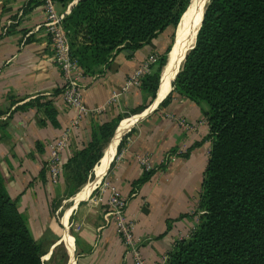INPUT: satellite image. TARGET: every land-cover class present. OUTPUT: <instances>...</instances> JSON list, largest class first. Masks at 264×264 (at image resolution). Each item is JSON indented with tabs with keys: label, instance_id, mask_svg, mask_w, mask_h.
<instances>
[{
	"label": "crops",
	"instance_id": "1",
	"mask_svg": "<svg viewBox=\"0 0 264 264\" xmlns=\"http://www.w3.org/2000/svg\"><path fill=\"white\" fill-rule=\"evenodd\" d=\"M74 4L54 3V11L67 16ZM45 16L43 4L36 0L0 3V175L7 193L33 238L49 245L44 259L62 245L65 264H133L109 216V188L113 187L126 199L125 213L134 222L133 234L145 264H158L174 250L177 239L197 228L202 215L197 204L210 151L205 103L174 96L158 107L166 97L157 106L156 99L151 111L121 137L124 141L117 153L120 141L115 146L100 185L77 203L75 195L65 196L63 173L57 183L48 179L46 157L52 143L67 133L68 144L61 153L64 166L86 147L95 127L118 115L122 120L126 114L130 117L131 110L148 101L140 85L125 92L122 88L149 55L164 54L177 27L167 28L131 54L125 50L114 54L93 75H86L81 86L87 112L79 115L62 100L63 78L43 25ZM45 102L56 112V126L45 116L41 105ZM179 121L191 128L180 126ZM138 157L147 160L150 170ZM148 172V180L134 187ZM60 199L71 202L65 223L66 210L58 218Z\"/></svg>",
	"mask_w": 264,
	"mask_h": 264
},
{
	"label": "trees",
	"instance_id": "2",
	"mask_svg": "<svg viewBox=\"0 0 264 264\" xmlns=\"http://www.w3.org/2000/svg\"><path fill=\"white\" fill-rule=\"evenodd\" d=\"M51 1L62 7L75 2L63 27L71 55L85 75H93L114 54L135 52L167 28H176L190 4V0ZM170 48L141 80L148 101L130 115L154 101ZM174 96L206 104L210 151L197 204V211H202L199 225L175 245L166 264H264V0H209L194 46L158 107ZM41 105L56 126L50 102ZM122 118L118 115L95 127L86 147L61 164L66 197L86 183ZM149 176L150 172L133 186ZM48 246L33 238L0 175V264H44Z\"/></svg>",
	"mask_w": 264,
	"mask_h": 264
},
{
	"label": "built area",
	"instance_id": "3",
	"mask_svg": "<svg viewBox=\"0 0 264 264\" xmlns=\"http://www.w3.org/2000/svg\"><path fill=\"white\" fill-rule=\"evenodd\" d=\"M2 1L4 0H0V3H2ZM36 1L42 3L46 10L43 25L50 37L53 48V59L63 78V87L61 89L62 100L65 106L76 108L79 115L86 114L87 111L82 105L81 86V81L86 75L78 65L77 59L71 55L69 40L63 27L65 15L55 13L54 2L51 0ZM157 60V55H149L127 79L122 91L125 92L131 87L139 86L143 77L151 72V67L157 62ZM114 98H116V96ZM76 123L77 120H74L73 125ZM179 125L186 129L191 128V126L184 121H179ZM67 144V133H64L50 146V151L46 157V168L49 179L52 183H57L61 175V153L66 148ZM167 160L168 159H165L164 162L166 163ZM170 160H173V157L170 158ZM137 161L145 167L146 171L150 170L147 160L144 157H138ZM108 206L109 216L115 226L125 255L130 257L133 264H145L139 240L136 239L133 234L134 222L129 219L125 213L126 199L113 187L109 188ZM189 236L190 234L180 237L175 242V245L180 241L187 239ZM167 259L168 256H163L159 259L158 264H166Z\"/></svg>",
	"mask_w": 264,
	"mask_h": 264
},
{
	"label": "bare ground",
	"instance_id": "4",
	"mask_svg": "<svg viewBox=\"0 0 264 264\" xmlns=\"http://www.w3.org/2000/svg\"><path fill=\"white\" fill-rule=\"evenodd\" d=\"M205 4V0H193L191 5L188 7L187 11L184 13V16L181 19V22L178 26V30L176 31L175 35V42L172 47V51L170 53V63L165 71V74L162 78V84L160 86V89L157 94V101L162 100L168 93L170 89V80L173 78V73L175 72V66L174 61L177 58H182L183 55L186 53V50L190 48L195 41V34L196 30L198 28V23L201 20L202 12H203V6ZM174 69V72H173ZM154 104V103H153ZM154 106V105H153ZM152 107L150 106L149 109L146 111L132 115L128 118H124L123 121L118 125L116 133L114 135V138L112 141L105 146L104 153L102 156V159L100 161L99 168L96 171V174L94 175L93 179H90V181L85 184L81 190H79L75 194V203L82 200L84 197L86 191L90 188L92 184H94L96 181L99 180L100 177H102L108 168V163L111 159V156L115 154V145L116 142L125 134L128 132V130L140 119L142 116L144 117L146 113L151 111ZM154 109V108H153ZM113 157V156H112ZM112 160V159H111ZM66 215L64 216V223L67 218V212H65ZM64 242L66 246L69 247V237L65 235ZM70 249V247H69Z\"/></svg>",
	"mask_w": 264,
	"mask_h": 264
},
{
	"label": "rangeland",
	"instance_id": "5",
	"mask_svg": "<svg viewBox=\"0 0 264 264\" xmlns=\"http://www.w3.org/2000/svg\"><path fill=\"white\" fill-rule=\"evenodd\" d=\"M192 1L193 0H190V4H189V6L191 5V3H192ZM208 2H209V0H206L205 1V6L208 4ZM188 9V8H187ZM186 12V11H185ZM183 16H184V14H183ZM182 16V17H183ZM181 22V21H180ZM177 30H178V28H177ZM176 30V31H177ZM172 45H173V43H172ZM171 45V46H172ZM147 109H149V107L147 108ZM146 109V110H147ZM145 110V111H146ZM144 112V111H143ZM126 118H128V117H126ZM123 121V120H122ZM121 121V122H122ZM119 141V140H118ZM118 141L116 142V145L115 146H117V143H118ZM115 152V151H114ZM118 151H116V153H117ZM112 156H114V155H112ZM112 156H111V159H112ZM101 159H102V157H101ZM101 159L98 161V164H96L95 166H94V168H93V177H94V175L96 174V171H97V169L99 168V165H100V161H101ZM111 159H110V161H109V163H108V166H109V164H110V162H111ZM91 176H92V174L88 177V179H87V181H86V183L85 184H87L89 181H90V178H91ZM91 179H93V178H91ZM99 183V181L97 182V183H95V184H92L91 185V187L86 191V193H85V195H84V197H83V199L82 200H84V199H86L87 198V196L90 194V192L94 189V187H97V186H99L100 185V183ZM85 184H83L78 190H81V188L85 185ZM65 198V197H64ZM75 200V197L73 198V201ZM64 199L62 200V199H60V201H59V206H60V209L58 210V218L59 219H61V216H62V214H63V212L65 211V212H67L68 214H69V211L70 210H67V207L69 206V205H71V202H69V201H67V202H64ZM48 250V249H47ZM45 257H43V262H44V264H65L66 263V254H65V251H64V248H63V246L62 245H60V247H58L57 249H55L54 250V252H53V254L49 257V259H44Z\"/></svg>",
	"mask_w": 264,
	"mask_h": 264
},
{
	"label": "water",
	"instance_id": "6",
	"mask_svg": "<svg viewBox=\"0 0 264 264\" xmlns=\"http://www.w3.org/2000/svg\"><path fill=\"white\" fill-rule=\"evenodd\" d=\"M206 1V0H205ZM75 3V2H74ZM205 8H206V6H205V4H204V6H203V12H202V16H201V20L199 21V25H198V28H197V30H196V34H197V32H198V30H199V27H200V24H201V22H202V20H203V16H204V11H205ZM187 11V10H186ZM183 16V15H182ZM181 19H182V17H181ZM181 19H180V21H181ZM179 24H180V22H179ZM179 24H178V26H179ZM178 26H177V28H178ZM177 30V29H176ZM196 34H195V38H196ZM175 35H176V32H175ZM175 35H174V40H173V45H174V42H175ZM194 43H195V41H194ZM173 45L171 46V48H170V51L168 52V54H167V59H166V63H165V65L163 66V68H162V70H161V73H160V79H159V84H158V88H157V91H156V95H155V99H154V101H153V103L156 101V99H157V94H158V91H159V89H160V86H161V84H162V78H163V76H164V74H165V71H166V69H167V67H168V65H169V63H170V53H171V51H172V47H173ZM194 46V44L190 47V48H188L187 50H186V53L192 48ZM125 53H128V54H131L132 52L130 51V50H125ZM186 53L183 55V57L180 59V58H177V59H175V61H174V66L176 67L175 69V72H174V69H173V78L170 80V89H169V91H168V93L170 92V90H171V85H172V83H173V81H174V79H175V77H176V75H177V73L179 72V68H180V66H181V64H182V62H183V60H184V58H185V55H186ZM167 93V94H168ZM166 97V96H165ZM164 97V98H165ZM163 98V99H164ZM162 99V100H163ZM162 100H160L159 102H157V104L155 105V106H157ZM152 103V104H153ZM118 127V126H117ZM116 130H117V128L115 129V131H114V133H113V135H112V137H111V139H110V141L108 142V144L112 141V139L114 138V135H115V133H116ZM124 135V134H123ZM121 139V138H120ZM120 139H119V141H120ZM118 141V142H119ZM107 144V145H108ZM118 144V143H117ZM104 151L105 150H103V153H104ZM103 153H102V156H103ZM101 159V158H100Z\"/></svg>",
	"mask_w": 264,
	"mask_h": 264
}]
</instances>
